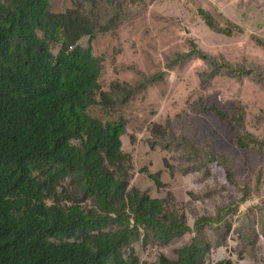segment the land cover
<instances>
[{"label":"trees","instance_id":"1","mask_svg":"<svg viewBox=\"0 0 264 264\" xmlns=\"http://www.w3.org/2000/svg\"><path fill=\"white\" fill-rule=\"evenodd\" d=\"M93 1L54 12L52 0H0V264H140L148 240H175L221 219L203 215L193 227L164 198L129 189L135 165L122 141L125 122L95 111L112 110L133 91L116 82L113 93L102 92L96 22L83 12ZM197 13L211 30L233 35L203 9ZM195 55L209 60L194 48L170 64ZM158 80L163 73L147 82ZM204 110L228 124L240 148H264V140L244 131L243 109ZM193 153L200 163L216 160L212 149ZM148 175L164 185L161 171ZM66 178L82 196L69 192ZM226 180L236 182L229 171ZM208 251L209 243L194 237L176 258L161 254L151 264H202Z\"/></svg>","mask_w":264,"mask_h":264},{"label":"rangeland","instance_id":"2","mask_svg":"<svg viewBox=\"0 0 264 264\" xmlns=\"http://www.w3.org/2000/svg\"><path fill=\"white\" fill-rule=\"evenodd\" d=\"M78 5V0H52V11ZM200 8L233 35L211 30L197 13ZM83 12L96 22L95 53L104 59L102 92L113 93L116 82L133 91L112 110L99 105L95 111L105 120L125 122L122 141L135 165L129 189L164 198L167 209L182 213L193 227L200 216H221L175 240H148L140 264L161 254L176 258L194 237L209 243L202 264L224 258L264 264V148H240L228 124L204 110L241 108L244 131L264 140V0H94ZM82 44L88 46L89 38ZM194 48L209 60L195 55L170 64ZM158 73L162 81L147 82ZM193 148L212 149L216 160L196 161ZM145 167L161 171L162 187ZM228 171L236 181L230 185ZM62 183L73 195H83L70 178Z\"/></svg>","mask_w":264,"mask_h":264}]
</instances>
